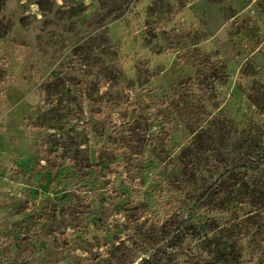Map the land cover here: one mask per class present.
<instances>
[{"label":"rangeland","instance_id":"374dc122","mask_svg":"<svg viewBox=\"0 0 264 264\" xmlns=\"http://www.w3.org/2000/svg\"><path fill=\"white\" fill-rule=\"evenodd\" d=\"M0 264H264V0H0Z\"/></svg>","mask_w":264,"mask_h":264}]
</instances>
